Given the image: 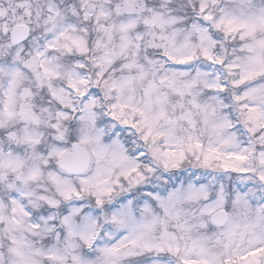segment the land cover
Returning a JSON list of instances; mask_svg holds the SVG:
<instances>
[{"label":"rangeland","instance_id":"obj_1","mask_svg":"<svg viewBox=\"0 0 264 264\" xmlns=\"http://www.w3.org/2000/svg\"><path fill=\"white\" fill-rule=\"evenodd\" d=\"M0 264H264V0H0Z\"/></svg>","mask_w":264,"mask_h":264},{"label":"water","instance_id":"obj_2","mask_svg":"<svg viewBox=\"0 0 264 264\" xmlns=\"http://www.w3.org/2000/svg\"><path fill=\"white\" fill-rule=\"evenodd\" d=\"M29 36V28L24 24L16 25L11 31V43L18 44L26 40ZM58 165L69 174H81L86 172L91 165V158L88 150L78 142L72 143V149L65 153ZM211 222L217 226H223L227 220L225 210H218L210 217Z\"/></svg>","mask_w":264,"mask_h":264},{"label":"trees","instance_id":"obj_3","mask_svg":"<svg viewBox=\"0 0 264 264\" xmlns=\"http://www.w3.org/2000/svg\"><path fill=\"white\" fill-rule=\"evenodd\" d=\"M193 11H195V9H192V14H193ZM137 135H138V137H139L140 134L137 133ZM188 168H189V167H188ZM182 169H183V168H182ZM183 170H185V169H183Z\"/></svg>","mask_w":264,"mask_h":264}]
</instances>
